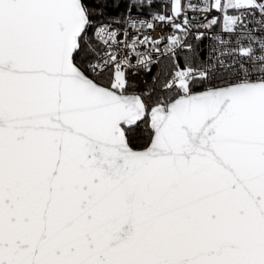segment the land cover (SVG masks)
<instances>
[{
    "label": "snow or ice",
    "instance_id": "6c2138e0",
    "mask_svg": "<svg viewBox=\"0 0 264 264\" xmlns=\"http://www.w3.org/2000/svg\"><path fill=\"white\" fill-rule=\"evenodd\" d=\"M0 264H264V0H0Z\"/></svg>",
    "mask_w": 264,
    "mask_h": 264
},
{
    "label": "built area",
    "instance_id": "2783aa9c",
    "mask_svg": "<svg viewBox=\"0 0 264 264\" xmlns=\"http://www.w3.org/2000/svg\"><path fill=\"white\" fill-rule=\"evenodd\" d=\"M207 44H208V40H205V41L201 44L200 47H201L202 49H204V51H202V52L200 53L201 56H203V55L205 54V51H206V47H205V46H206ZM153 71L155 72V67L153 68Z\"/></svg>",
    "mask_w": 264,
    "mask_h": 264
},
{
    "label": "trees",
    "instance_id": "16d2710c",
    "mask_svg": "<svg viewBox=\"0 0 264 264\" xmlns=\"http://www.w3.org/2000/svg\"><path fill=\"white\" fill-rule=\"evenodd\" d=\"M153 72H154V71H153ZM150 75H151V74H148L147 76L144 77V79L149 80V82H150ZM145 86H146V85H145L144 83H141V85H140L141 88H144Z\"/></svg>",
    "mask_w": 264,
    "mask_h": 264
}]
</instances>
